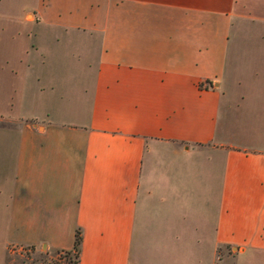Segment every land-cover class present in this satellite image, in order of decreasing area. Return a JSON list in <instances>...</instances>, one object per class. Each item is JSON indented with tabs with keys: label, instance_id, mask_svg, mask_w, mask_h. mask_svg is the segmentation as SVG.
I'll return each mask as SVG.
<instances>
[{
	"label": "crops",
	"instance_id": "crops-1",
	"mask_svg": "<svg viewBox=\"0 0 264 264\" xmlns=\"http://www.w3.org/2000/svg\"><path fill=\"white\" fill-rule=\"evenodd\" d=\"M35 2L0 43L2 264L76 230L77 264H264V0Z\"/></svg>",
	"mask_w": 264,
	"mask_h": 264
},
{
	"label": "rangeland",
	"instance_id": "rangeland-1",
	"mask_svg": "<svg viewBox=\"0 0 264 264\" xmlns=\"http://www.w3.org/2000/svg\"><path fill=\"white\" fill-rule=\"evenodd\" d=\"M35 0H0V43L5 40L8 43L11 38H14V33L21 25V29L25 26L24 21L17 23L13 22V17L22 18L28 12H34L33 8ZM12 17V18H11ZM17 25V26H16ZM16 26V27H15ZM253 31H245L241 39L242 45L249 47L253 45H263V41L253 36ZM7 87L11 84V75L6 74ZM236 119L239 121V130L255 131L253 125V118L250 115H238ZM4 254V247L0 245V264H2V256ZM231 252L227 253V257L222 264H233V257ZM75 253H53L49 254L44 250L33 251L29 248L12 249L7 257L6 264H75Z\"/></svg>",
	"mask_w": 264,
	"mask_h": 264
},
{
	"label": "trees",
	"instance_id": "trees-1",
	"mask_svg": "<svg viewBox=\"0 0 264 264\" xmlns=\"http://www.w3.org/2000/svg\"><path fill=\"white\" fill-rule=\"evenodd\" d=\"M80 242H81L80 232H79V230H76L75 231L74 245H73L75 258H76L75 264L78 263V253H79Z\"/></svg>",
	"mask_w": 264,
	"mask_h": 264
}]
</instances>
